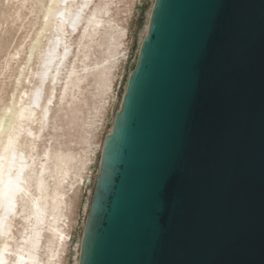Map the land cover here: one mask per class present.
Returning <instances> with one entry per match:
<instances>
[{
    "label": "water",
    "instance_id": "95a60500",
    "mask_svg": "<svg viewBox=\"0 0 264 264\" xmlns=\"http://www.w3.org/2000/svg\"><path fill=\"white\" fill-rule=\"evenodd\" d=\"M77 264H264V0H153Z\"/></svg>",
    "mask_w": 264,
    "mask_h": 264
},
{
    "label": "bare ground",
    "instance_id": "6f19581e",
    "mask_svg": "<svg viewBox=\"0 0 264 264\" xmlns=\"http://www.w3.org/2000/svg\"><path fill=\"white\" fill-rule=\"evenodd\" d=\"M118 2L0 0V264H66L70 246L78 263L85 222L74 240L75 199L82 186L90 197L153 4L132 53L111 46L129 32ZM92 85L108 113L83 129L82 154L65 137L80 119L92 124L81 115Z\"/></svg>",
    "mask_w": 264,
    "mask_h": 264
},
{
    "label": "rangeland",
    "instance_id": "374dc122",
    "mask_svg": "<svg viewBox=\"0 0 264 264\" xmlns=\"http://www.w3.org/2000/svg\"><path fill=\"white\" fill-rule=\"evenodd\" d=\"M151 4H152V0H120V2L116 4V8L118 9V17L120 18V23L124 24L125 26H128L129 32L127 36L122 37L121 39L117 40V43L111 45L112 47L115 48V52L119 51L120 45L124 44L131 50L132 53H135L136 51L135 49L140 41L141 36L144 34L145 31L146 20H147L146 15L151 7ZM19 35L20 34L17 33L16 37ZM107 53L108 51L105 52L104 54L103 53L99 54V56L102 57ZM123 67L127 68V73H128V69L129 67H132V64L126 63V65L123 64ZM122 70H120V72ZM113 82H115V79H113ZM98 92H99L98 86L92 85L88 88V93H87L89 96L88 104L83 106L84 110L81 113V115L84 116V120H86L87 122H92L90 127H87V124H83V119H80L78 120L79 125L71 128L69 130L70 135L65 137V139L68 140L67 144H69L70 146L75 148V150L79 151L82 154L83 152H81L80 143L78 141H80L81 137L83 136V129L90 128L91 130H93L96 125L101 124V122H103L107 117L108 109L106 108L103 110L102 108L104 104L105 106H107L106 100L102 98L101 94H98ZM94 106H96L97 109H93ZM89 201H90V197L88 199L87 189L85 186H82L79 192V197L75 199V204H74L75 213L73 215L74 220L71 229L72 238L74 240L78 239L80 232L82 230L83 223L85 222L87 216L86 208ZM86 202L87 205L85 206V211H84V207L82 206H84ZM71 248L72 247L70 246V254L68 253V259L66 264H70L72 259L71 255L73 250Z\"/></svg>",
    "mask_w": 264,
    "mask_h": 264
},
{
    "label": "clouds",
    "instance_id": "9594fccd",
    "mask_svg": "<svg viewBox=\"0 0 264 264\" xmlns=\"http://www.w3.org/2000/svg\"><path fill=\"white\" fill-rule=\"evenodd\" d=\"M6 8L8 7V6H5Z\"/></svg>",
    "mask_w": 264,
    "mask_h": 264
}]
</instances>
